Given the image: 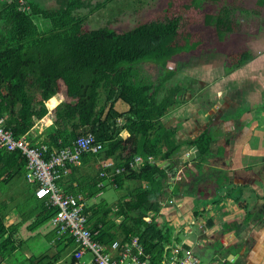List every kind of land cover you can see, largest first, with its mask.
I'll list each match as a JSON object with an SVG mask.
<instances>
[{
  "label": "trees",
  "instance_id": "16d2710c",
  "mask_svg": "<svg viewBox=\"0 0 264 264\" xmlns=\"http://www.w3.org/2000/svg\"><path fill=\"white\" fill-rule=\"evenodd\" d=\"M59 5L57 9H42L29 0L3 3L0 117L6 118V126L14 138L28 135L40 120L48 117L51 131L44 141L48 152L70 147L80 135H94L102 150L82 157L92 163L91 170L80 176L78 166H69V174L60 177L56 184L65 194H80L87 201L84 214L96 233L95 240L104 246L115 241L124 245L137 236L156 264L165 245L172 242L171 235L159 227L156 218L161 203L174 192L167 193V175L162 168L151 166L148 161L136 169L130 164L137 155L161 162L174 158L178 152L172 130L164 128L160 121L177 104L174 96L181 89L179 81H173L174 72L168 69V64L174 56L195 48L181 50L179 15L142 22L125 32L107 27L84 30L85 19L93 12L91 9L87 15H81L83 9L89 8L88 3L63 0ZM262 11L264 0H255L254 14L264 15ZM232 16L233 9L227 5L219 10L217 33L228 35L234 25L239 26L240 18ZM35 17L48 24L40 29ZM231 58L228 65L238 68L251 59V51L241 49ZM147 63L166 70L168 74L159 80L160 84L170 83L168 87L146 80ZM137 66L141 71L135 72ZM163 89L168 90L170 98L158 100ZM60 92L64 98L50 114L47 102ZM36 95L38 99L34 101ZM117 101L125 103L128 111H116ZM193 144L200 152L197 161H201L209 152L210 139L200 135L189 142ZM113 157L117 159L114 167L124 171L114 177L115 186L105 184L99 188L97 184L106 180L99 174L111 171V168L102 169L99 162ZM25 166L18 152L0 150V184L1 171L10 170L8 179L25 176ZM107 186L126 187L124 199L114 207L104 201L92 203ZM34 191L33 186L28 199L31 202L16 206L18 223L6 227L0 215V264H73L72 240L57 234L52 236L54 243L48 240L55 249L53 253L30 256L20 262L16 259L24 245L19 237L20 226L25 223V230L33 231L50 222L57 212V208L36 198ZM147 218H151L150 223Z\"/></svg>",
  "mask_w": 264,
  "mask_h": 264
},
{
  "label": "crops",
  "instance_id": "0c3cea01",
  "mask_svg": "<svg viewBox=\"0 0 264 264\" xmlns=\"http://www.w3.org/2000/svg\"><path fill=\"white\" fill-rule=\"evenodd\" d=\"M10 1L0 0V9ZM29 1L36 5L40 0ZM263 17L260 13L254 14V21L244 20L239 33L256 38ZM219 38H223L219 42L222 45L225 37ZM260 42H250L249 49L245 42L244 50L251 51V59L238 68L228 65V57L221 50L214 55L211 50L206 57L194 50L181 52L168 64L174 72L173 81H179L181 89L177 104L160 121L172 130L179 145L175 159L190 157L193 147L198 155L181 162L184 178L179 182L167 178V193L174 194L163 201L156 222L200 264H264V50ZM152 66L154 75L158 69ZM181 77L189 79L188 85L182 87ZM63 98L60 92L47 102L50 114ZM114 107L119 113L128 111L127 105L125 109ZM50 127L51 120L43 118L25 138L34 146L44 145ZM200 135H207L210 145L208 154L197 161L199 149L189 142ZM105 161L114 165L117 159ZM91 166L82 159L79 175H85ZM9 171H1L0 215L6 227L18 223L16 206L25 189L32 186L24 175L8 179Z\"/></svg>",
  "mask_w": 264,
  "mask_h": 264
},
{
  "label": "rangeland",
  "instance_id": "374dc122",
  "mask_svg": "<svg viewBox=\"0 0 264 264\" xmlns=\"http://www.w3.org/2000/svg\"><path fill=\"white\" fill-rule=\"evenodd\" d=\"M88 3L89 8L83 9L81 15H84L92 9L91 12L85 19L83 29L84 30H93L97 28L107 27L116 32H125L133 27L137 26L142 22H148L151 20H162L165 17H171L179 15L182 19L181 30L182 34L180 39L182 40L181 50H187L190 47L195 48L194 52H198L200 56H208L210 51L212 53H219V51L225 52L224 55L227 60H233L231 57L237 55L238 51L245 48V42L250 46V42L253 41L260 42L264 39V17L261 18V29L259 33L256 34V38L253 34L244 36L242 33H239V26L243 24L244 20L254 21V12L250 10L255 7L253 0H84ZM57 0H40L36 2V6L42 9H57L61 5L56 4ZM97 5H100L97 7ZM228 6L230 10L233 9V18L237 16L240 18L239 26L234 25L232 32L226 35H220L217 33L215 24L217 20V15L219 10ZM97 9V10H95ZM95 10V11H94ZM229 14V13H228ZM210 16V17H209ZM226 17V16H223ZM260 18V16H258ZM35 24H38L42 27L46 26L48 22L40 17L34 18ZM249 23V22H247ZM229 24V22H228ZM238 25V24H237ZM238 29V30H236ZM248 31L253 32L252 29H247ZM239 33V34H238ZM219 37H225L220 45ZM224 42V43H223ZM185 43V45H183ZM220 46V48L218 47ZM252 46V45H251ZM260 49L264 50V42H260ZM218 47V49H215ZM251 48V47H250ZM252 49V48H251ZM209 50V51H208ZM219 50V51H218ZM191 52V51H190ZM196 54V53H194ZM208 54V55H207ZM206 55V56H205ZM146 65V64H145ZM169 66V65H168ZM154 69L152 64L147 63L146 71L144 76L148 82L151 84L168 87L167 81L164 84H160L161 78H164L166 70L159 69L154 75L151 74V70ZM141 71L138 66L135 68V72ZM181 85L184 87V83L188 85L189 79L181 77ZM174 87V84H173ZM167 89H163L159 95L158 100L164 98H170V94H167ZM179 93L174 96V100L177 102ZM31 96H29L30 99ZM157 99V98H156ZM118 109L126 108L125 103L117 101L115 103ZM115 108V107H114ZM128 186H133L134 183H127ZM126 188V187H125ZM113 189V187L107 186L95 199L92 200V203H98L100 201L106 202L109 206H116L117 203L124 199L126 194V189ZM33 187L30 186L28 189H25V193L21 196L18 201L19 204L23 205V202H31L28 200L30 198V193ZM6 197V196H5ZM164 203V202H163ZM164 207V206H163ZM161 206V209L163 208ZM0 214H1V184H0ZM18 215V212H17ZM4 218V216L2 215ZM25 223H23L20 228L19 237L24 241L23 248L17 252L16 259L20 261L30 256H38L41 254H51L55 251L51 244L48 243V240L52 241V236L55 237V229L50 222H45L41 227L33 231L25 230ZM90 255H86L83 260H89ZM205 263L204 259H201ZM207 261V260H206Z\"/></svg>",
  "mask_w": 264,
  "mask_h": 264
},
{
  "label": "built area",
  "instance_id": "2783aa9c",
  "mask_svg": "<svg viewBox=\"0 0 264 264\" xmlns=\"http://www.w3.org/2000/svg\"><path fill=\"white\" fill-rule=\"evenodd\" d=\"M0 150L20 154L26 163V180L35 187V197L45 200L49 207L57 208L51 223L58 236L72 240L73 264H155L137 236L130 238L124 245L115 241L109 246H104L95 240L96 233L88 225V217L84 214L87 201L80 194H65L56 184L61 175L69 174V166H79L83 155L102 150V144L96 141L94 135H80L70 147L48 152L46 145L34 146L25 136L14 138L6 126V119L0 117ZM146 161L152 162L150 157L145 159L137 155L130 167L139 168ZM100 166L102 169L111 168V171L108 174L105 172L99 174L106 180L99 182L97 186L99 188L105 184L115 186L114 177L121 174L124 169L114 167L113 163L108 161H102ZM164 205L161 203L162 207ZM146 221L150 223L151 218H147ZM86 255H90L89 260H83ZM156 264L200 262L190 251H183L172 241L165 245L163 255Z\"/></svg>",
  "mask_w": 264,
  "mask_h": 264
},
{
  "label": "water",
  "instance_id": "95a60500",
  "mask_svg": "<svg viewBox=\"0 0 264 264\" xmlns=\"http://www.w3.org/2000/svg\"><path fill=\"white\" fill-rule=\"evenodd\" d=\"M193 152L191 153L190 157H183L180 160L172 158L166 161H161V162H150L151 166H157L159 168H162L163 171L166 173L167 178H170V181H180V177L184 178V174L182 170L179 169L181 162H187V161H192L194 157L198 155L197 148L193 147Z\"/></svg>",
  "mask_w": 264,
  "mask_h": 264
},
{
  "label": "clouds",
  "instance_id": "9594fccd",
  "mask_svg": "<svg viewBox=\"0 0 264 264\" xmlns=\"http://www.w3.org/2000/svg\"><path fill=\"white\" fill-rule=\"evenodd\" d=\"M82 160V159H81ZM103 161H105V160H103ZM102 162V161H101ZM63 175H61V177H62ZM65 176H67V175H65ZM60 179V178H59ZM62 190V189H61ZM89 203V202H88Z\"/></svg>",
  "mask_w": 264,
  "mask_h": 264
}]
</instances>
